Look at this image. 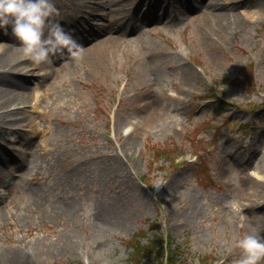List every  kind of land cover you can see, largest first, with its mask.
Listing matches in <instances>:
<instances>
[{
	"label": "rangeland",
	"instance_id": "obj_1",
	"mask_svg": "<svg viewBox=\"0 0 264 264\" xmlns=\"http://www.w3.org/2000/svg\"><path fill=\"white\" fill-rule=\"evenodd\" d=\"M156 1L168 19L143 23L144 7L115 52L83 53L62 82L38 72L73 58L28 62L39 68L15 91L21 107L10 114L21 125L9 131L14 140L2 142L18 156L4 165V180L10 171L23 179L0 200V264H11L25 244L48 249L66 239L76 240L74 251L39 264H129L130 239L141 232L146 242L154 222L183 244L181 264H199L204 254L233 264L240 257L235 239L246 232L264 238V0H239L242 16L228 33L214 34L187 9L200 0ZM84 2L90 23H101L100 5ZM54 3L52 19H65L73 1ZM122 15L111 10V18ZM188 66L197 80L185 81ZM152 94L159 110L148 123L140 112L150 109ZM156 146L170 154L152 158ZM179 150L199 160L174 164ZM160 181L166 186L154 192Z\"/></svg>",
	"mask_w": 264,
	"mask_h": 264
},
{
	"label": "bare ground",
	"instance_id": "obj_2",
	"mask_svg": "<svg viewBox=\"0 0 264 264\" xmlns=\"http://www.w3.org/2000/svg\"><path fill=\"white\" fill-rule=\"evenodd\" d=\"M76 4H79V0H73ZM127 1L128 0H100V2L105 6H110L108 9H104L100 14L101 17H110L111 10H121L122 13H126L124 20L120 18H110L101 24H96L91 26L89 34H83L79 38V42L82 45L95 40L89 47H87L83 53H86L91 58H94L101 53L115 52L119 46L120 42L125 38V33L128 30H133L136 26H133L135 22L134 17L129 15L127 23ZM152 4V0H143ZM154 2L153 4L161 5L162 2ZM165 2V0H163ZM239 0H200V3L192 4L188 10L197 12L198 16L195 18L200 19L201 26L203 24L204 30L212 34L216 32L228 33L230 28L235 24L242 14L237 9V3ZM148 5V4H147ZM146 4L140 5L138 10L145 7ZM165 5H161L163 8ZM149 8V7H147ZM181 13V12H180ZM168 19L167 15L163 13L156 12L154 9L153 14L145 16L142 21L145 22H160L162 20ZM131 24V26H130ZM78 34L80 31L77 32ZM0 35L7 37L2 29H0ZM104 35V36H102ZM102 36V37H101ZM19 46L7 47L4 51H0V127L6 122L4 120V112L6 109L10 108L13 101L15 100V91L19 88L27 86L28 78H25L23 74L21 75V70L26 69L25 61L19 59L20 52ZM75 60H71L68 63L60 65L58 68L53 67L49 77H55L62 82L68 74L73 72L76 67ZM33 68V67H32ZM13 69V70H12ZM12 70V71H11ZM29 70V69H26ZM185 81L192 82L198 79V74L190 69L185 72ZM154 95L150 96V109L148 106L144 107L140 112V116H145L148 118V123L154 122V115L159 110L157 105V99L153 98ZM1 139L9 140L11 137L7 135V132L0 131ZM16 160V155L6 148L0 147V165H10ZM250 181V180H249ZM255 180L251 179V182ZM247 179V184H248ZM34 194L37 199L42 200L41 189L34 187ZM2 196V194H0ZM66 214L74 213V210L67 208ZM57 218H60L62 211H57ZM76 240H67L64 244H58L56 246H50L48 249L43 248L38 242H33L31 244H25L24 247H20L14 254L10 256L11 264H39L45 256L53 255L56 253H69L71 249L76 248ZM26 247V248H25ZM259 264H264V258H262Z\"/></svg>",
	"mask_w": 264,
	"mask_h": 264
},
{
	"label": "clouds",
	"instance_id": "obj_3",
	"mask_svg": "<svg viewBox=\"0 0 264 264\" xmlns=\"http://www.w3.org/2000/svg\"><path fill=\"white\" fill-rule=\"evenodd\" d=\"M54 0H0V29L22 44L23 54L40 65L54 57L82 58L83 45L52 17ZM240 257L233 264H258L264 258V238L256 233H244L235 239Z\"/></svg>",
	"mask_w": 264,
	"mask_h": 264
},
{
	"label": "trees",
	"instance_id": "obj_4",
	"mask_svg": "<svg viewBox=\"0 0 264 264\" xmlns=\"http://www.w3.org/2000/svg\"><path fill=\"white\" fill-rule=\"evenodd\" d=\"M133 246L132 264H175L178 261V248L172 247V244L164 245L161 237L152 239L147 244L135 239Z\"/></svg>",
	"mask_w": 264,
	"mask_h": 264
}]
</instances>
